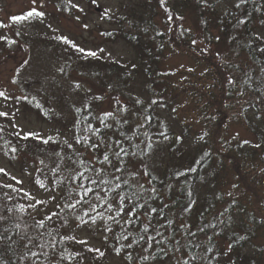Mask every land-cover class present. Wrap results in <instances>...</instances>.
I'll return each instance as SVG.
<instances>
[{
  "label": "trees",
  "instance_id": "obj_1",
  "mask_svg": "<svg viewBox=\"0 0 264 264\" xmlns=\"http://www.w3.org/2000/svg\"><path fill=\"white\" fill-rule=\"evenodd\" d=\"M50 2L54 9L51 15L76 16L78 8L71 7L74 2ZM134 2L119 14L97 6L100 20L107 26L97 27L101 42H123L130 52L129 58L118 61L92 56L67 37L42 31L39 24H44V15L15 22L11 17L14 40L0 33V56L20 41L27 46L30 58L33 53L35 58H51L60 67L58 76L48 81L49 93L40 87L42 79L16 80L18 90L10 99L23 113L33 114L43 123H54V132L63 140L45 143L42 137L9 131L0 123V153L7 159L29 161L36 185L52 187L67 200L64 211L35 215L37 204L28 203L17 185L3 181L4 171L0 172V185L11 187H0V196L8 193L12 197L7 201L9 206H23V219L28 224L43 221L40 242L46 246L33 250L47 251L48 255L36 258L37 264H102L107 256L117 259L116 264H183L184 260L189 264H264V198L258 191L264 186V52L259 51L264 48V0H245L239 8L235 7L239 0ZM218 2H224L226 8H218ZM161 12L178 20L190 16L198 29L177 25L174 30L163 31L158 25ZM241 19L244 24L238 23ZM168 20L173 21L171 25L176 23L171 17ZM194 38L221 51L206 56L198 53L199 57L190 49ZM181 52L193 61L185 81L177 82L175 73L163 65L168 56ZM75 73L92 90L72 85L75 98L70 100L59 89V79L70 83ZM247 76L252 77L250 82ZM94 83L112 93L113 99L121 97L123 103L106 94H94ZM183 96L192 102L197 115L194 122L201 127L193 132L191 144L187 140L190 126L176 123L179 117L185 119L178 111ZM108 112L112 115L105 119ZM6 119L10 118L0 116V120ZM238 124L251 138L230 134V127ZM25 135L28 138L22 139ZM148 137L152 147L145 154L141 141ZM120 146L128 154L116 157L114 152ZM11 148L16 151L11 152ZM105 155L109 156L107 162ZM93 168L109 183L93 185L80 177L83 173L95 179ZM116 168L122 171L116 172ZM133 171L135 177L130 174ZM118 182L119 189L108 191ZM81 183L92 189L87 196L79 187ZM247 183L254 185L248 188ZM76 200L81 203L70 210L67 205ZM106 201L120 212L115 222L108 220L109 212L99 206ZM90 204L97 205L95 212L90 211ZM85 211L90 215H84ZM69 215L78 221L83 216L90 223L91 217L95 218L102 237L98 252L64 233L61 226ZM105 221L110 232L105 231ZM145 225L147 233L143 231ZM124 235L127 240L121 239ZM148 237H155L151 247ZM14 239L17 243L11 249L0 245V264H32V258L21 259L28 255L25 241ZM129 244L131 247H126ZM144 255L150 259H140Z\"/></svg>",
  "mask_w": 264,
  "mask_h": 264
},
{
  "label": "rangeland",
  "instance_id": "obj_2",
  "mask_svg": "<svg viewBox=\"0 0 264 264\" xmlns=\"http://www.w3.org/2000/svg\"><path fill=\"white\" fill-rule=\"evenodd\" d=\"M94 4H88L80 0H71L79 9L75 11L76 16H64L57 15V17L51 15L54 12L53 6L50 0H0V25L2 26V33L4 37L11 38L14 40V28L10 27L9 23L11 17L22 16L28 12V10H35L36 12H42V20L44 24H39V28H42V31L54 33L61 36L67 37L75 45L79 46L83 51L87 53H94L96 57H102L106 60H124L130 57V52L128 48L124 45L123 42H101V37L97 33L98 25L103 28H107L105 24L100 20V9L109 12L110 14L118 13L125 9H130L136 2L135 0H89ZM215 1V0H210ZM96 4V5H95ZM218 8L225 9L226 4L224 2H218L216 4ZM162 17H165L163 19ZM171 17L176 21L174 25H171L168 18ZM13 21V19H12ZM158 25L163 31L174 30L178 26H183L185 29L194 30L198 29V24L190 16H185L184 18L178 20L177 17L168 16L162 14L158 18ZM181 22V24H180ZM178 25V26H177ZM185 43V40H182ZM16 45L12 50L4 53L0 56V91L6 93L7 96H12L17 93L18 88L16 87V80L21 81L25 79H42V87L44 92L49 93L50 88L48 81H51L55 76L57 77L58 65L53 59L37 56L29 57V51L27 46L16 41ZM190 48L200 55H210V52H220V47H207L198 41V43ZM207 48V51L201 52V49ZM200 55H199V54ZM39 54V53H37ZM212 58V57H211ZM214 60V59H213ZM193 60L188 54L179 53L174 56H168L164 61V69L170 70L175 73L174 77L177 82H184L187 78L185 74L190 66L192 67ZM215 61V60H214ZM194 71H199L198 68H195ZM188 76V75H187ZM81 77L80 74L75 73L70 76L72 82H68L63 79H59V89L66 92L70 100H74L75 96L71 94L70 89L73 88L72 85H78L81 89L91 88L90 86L83 84L78 78ZM74 83V84H73ZM94 94L97 93L100 96L106 94L109 99L112 93H108L103 88L101 89L97 83H94ZM92 90V88H91ZM108 93V94H107ZM115 99L121 101V97H116ZM113 99V101L115 100ZM121 99V100H120ZM112 101V102H113ZM118 101V102H119ZM110 103V105L112 104ZM120 103V105H122ZM179 113L184 115L179 117L176 121H182L183 123L187 122L186 125L190 126L191 133L187 137L188 144L193 142V132L200 130V125L196 120L197 115L195 113V108L192 102H189L184 96L179 99ZM108 105V109H109ZM177 111V112H178ZM0 112L7 113L6 116L10 119L5 121L0 120V123L7 127V129L19 131L20 133H33L37 137H42L43 140H61L62 136L59 138L58 135L54 132L56 125L54 123L47 124L39 121L33 114L23 113L19 108L16 107V103L13 99L0 98ZM236 109L232 113H235ZM230 134L240 139H249L251 134L249 131L241 124L232 125L230 127ZM63 140V139H62ZM61 140V141H62ZM0 169H3L5 175L3 176V181L6 183H12L17 185L22 189L23 198L27 200L28 203L37 204V208L33 210V214L40 217L45 216L46 214H51L55 211H64L66 207V196L61 194L58 190L54 188H40L33 181V168L30 165V162L27 160H22L19 157H14L7 159L3 154L0 153ZM17 181H22V183H17ZM230 182L233 180L230 179ZM254 184H248L247 187L251 188ZM260 195L264 198V186L258 189ZM27 193V195H25ZM67 215L66 213H64ZM73 215V214H72ZM61 229L64 233L71 235L79 240L84 241L86 245L93 249H101V234L98 224L96 223H81L78 219L69 215L65 224L61 226ZM117 259L107 256L102 264H116Z\"/></svg>",
  "mask_w": 264,
  "mask_h": 264
},
{
  "label": "snow or ice",
  "instance_id": "obj_3",
  "mask_svg": "<svg viewBox=\"0 0 264 264\" xmlns=\"http://www.w3.org/2000/svg\"><path fill=\"white\" fill-rule=\"evenodd\" d=\"M34 2V0H33ZM69 4L71 3V0H68ZM245 2V0H239V2L235 5V7L239 8L243 3ZM71 7H76L79 9L78 5H71ZM33 15L36 16H43V13L40 12H36L35 10H31L28 11L25 15L22 16H17V17H13L12 19L15 21H20V20H25L28 17H32ZM238 23L240 24H244L245 21L243 19L239 20ZM159 34V33H158ZM217 40H219V37H217ZM198 43V38H194L192 40V44L193 46H195ZM207 51V48L205 49H201V52H205ZM259 51L264 52V48L259 49ZM90 55H95L94 53H90ZM217 55L219 56V53H217ZM189 71H192L191 69H189ZM261 72H264V68H261ZM247 75V74H246ZM248 81L250 82L252 80L251 76H247ZM228 83H233L232 80H229ZM78 87V85H77ZM0 98H4L5 100L10 99L9 96L6 95L5 92L0 91ZM137 103H140L139 101H137ZM154 103V102H153ZM7 113L4 112H0V116H6ZM105 119H107L109 116L112 115L111 112L105 113ZM141 127H143V125H141ZM0 131H2V129H0ZM17 135H19L17 133ZM145 136H147V133H145ZM22 139H27L28 136L25 135L23 137H21ZM151 138L148 137L146 141H141V143L145 144V149L141 150L143 153H147V151L149 149H151L152 147V143L150 142ZM45 143H47V141H45ZM77 143H80V141L78 140ZM119 144V142H117ZM7 146V143H5V147ZM69 147H71V145H69ZM93 147H95V145H93ZM134 147L139 148V145H134ZM11 152H15L16 149L15 148H11L10 149ZM121 153H124L125 155H127V150L125 148H123L122 146L119 147L118 151L114 152V155L116 157H121ZM59 155V154H58ZM132 155H135V153H132ZM104 161L107 162L109 161V156L105 155L104 156ZM41 163H43L41 161ZM57 168H59V165H57ZM3 169H0V172H3ZM53 171H55V169H53ZM93 172H95L96 174V178L93 179L92 177H84L83 173H80V177L82 179L87 178L89 180V182L93 185H105L108 184L109 181L105 178H102L101 176V172L96 170L95 168L92 169ZM116 172H121L122 169L121 168H116L115 169ZM131 175H133V177H135V172L133 171L132 173H130ZM147 173H145L146 175ZM117 180H119V177H116ZM74 182V179H73ZM17 183H22V181H17ZM123 183L127 184L128 181H123ZM43 186V185H42ZM120 183H116L114 185L113 188H109L108 191L110 192H114L115 189H119L120 188ZM0 187H11L10 185H0ZM80 188L84 189L85 191V196H87L88 192L92 191L91 188H84L83 183H81L79 185ZM140 188H143V185H139ZM152 191H155L154 189H152ZM25 195H27V193H25ZM117 196H120V193H116ZM133 196L137 195V193L133 192L132 193ZM12 199L11 196L8 195V193H4L3 196H0V245H6L9 249H11L12 245L17 243V240L14 239V237H19L20 239H23L25 241L24 243V247L25 249L28 250V255L25 257H21V259H28V258H32V264H37V260L36 258H38L40 255H44L47 256L48 252L44 251V252H40L37 250H33V249H43L45 248V244L41 243V239L43 236V233L40 232L39 230L44 228V223L43 221H37L35 225H30L28 224L24 219H23V213L26 211L23 206H21L20 208H15V207H11L8 205L7 201H10ZM98 199H101V197H98ZM121 199H127L130 200L131 197L129 196H121ZM81 200H76L75 203H69L67 205V207L70 210L76 209L77 204H80ZM100 207H105L106 210L109 212V215L107 217L108 220H112V221H116V216L120 215L119 211H116L112 208V204L111 202H105L104 204L99 205ZM97 208L96 204H90L89 205V209L91 212H95ZM115 211V215H113L112 213ZM153 211H155V209H153ZM21 213V215H16L15 213ZM84 215H90L89 211H85ZM98 215H100L98 213ZM49 220H51V217H48ZM81 223H88V221H84L83 220V216H81L80 218ZM91 221L92 223H95V218L91 217ZM125 223H127L125 221ZM29 229H34L33 232H30ZM112 229L107 227V223L105 221V231L110 232ZM143 231L145 233H147L148 231V225H145L143 228ZM157 235H161V233H157ZM121 239L127 240L128 236L124 235L121 237ZM141 239H144L143 237H141ZM152 241H155V237H148V247L152 246ZM55 243V242H53ZM178 243V242H177ZM126 247H131V244L126 245ZM54 250V249H53ZM89 251H94L93 249H88ZM95 251H99L98 249H96ZM143 251L147 252L148 249L145 248L143 249ZM177 251H179V249H177ZM100 255H103V253H100ZM140 259L144 260V261H148L150 259V257L148 255H144L142 256ZM194 259V258H193ZM129 260H132L131 255H129ZM183 264H189V260H184Z\"/></svg>",
  "mask_w": 264,
  "mask_h": 264
}]
</instances>
